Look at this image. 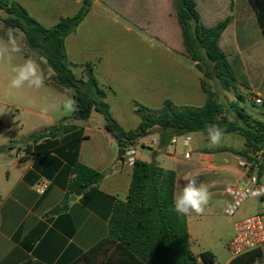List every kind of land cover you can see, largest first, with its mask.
I'll return each instance as SVG.
<instances>
[{
    "label": "trees",
    "instance_id": "16d2710c",
    "mask_svg": "<svg viewBox=\"0 0 264 264\" xmlns=\"http://www.w3.org/2000/svg\"><path fill=\"white\" fill-rule=\"evenodd\" d=\"M134 26L160 41L170 50L189 58L203 77L200 87L205 100L199 106H176L170 99L163 100L158 109L134 103L133 112L139 118L132 130H124L110 112L106 90L95 77L90 63L82 65L84 78H77L65 52V39L88 13L91 0H82L79 9L70 16L61 17L54 25L46 27L32 17L14 0H0V9L6 14L0 18L6 27L19 30L28 48L44 59L52 71L51 81L58 88L72 90L78 111L71 114L74 120H87L92 111L97 112L103 127L120 148L144 137L155 129L158 146L165 147L173 136L187 133H206V126L218 125L226 134L242 139V148L228 150L241 157L261 176L264 162V124L252 119L240 105L243 96L239 86L250 88L238 49L235 45L232 17L233 0H166L156 19H146L142 13L122 10V0H100ZM260 34L264 38V0H247ZM145 5L144 3H140ZM205 78H215L223 90L235 93V101L225 103L216 92L208 88ZM72 128L58 123L32 132L28 141L35 142L46 136H56ZM7 146H0V151ZM220 148L219 151H225ZM261 151L260 159L255 153ZM73 177L68 191L82 193L96 184L102 173L81 163L71 168ZM175 172L160 167L152 153L148 161L136 159L125 201L114 203L107 223V236L83 253L72 264L82 261L116 258L123 264H199L189 247L186 216L173 210ZM65 209V203L56 205L50 213ZM261 255V248L233 257L227 264H252ZM203 264H214L215 256L205 250L198 254ZM24 264H38L26 262Z\"/></svg>",
    "mask_w": 264,
    "mask_h": 264
},
{
    "label": "crops",
    "instance_id": "0c3cea01",
    "mask_svg": "<svg viewBox=\"0 0 264 264\" xmlns=\"http://www.w3.org/2000/svg\"><path fill=\"white\" fill-rule=\"evenodd\" d=\"M14 1L23 6L42 25H44L42 22L47 20H53L54 25L61 17L70 16L65 13L67 8L73 6L78 10L82 3V0ZM122 1L126 4L122 10L142 13L146 19L159 17V12L163 11L162 1L166 2V0ZM141 2L145 5H141ZM100 4L139 29L100 0H91L90 9L92 6ZM0 11L2 10L0 9ZM230 16L235 22L231 13ZM139 30L145 33L144 30ZM71 34H75V30ZM261 37L260 34V41H262ZM158 42L163 45L160 41ZM164 47L172 51L166 46ZM99 61L100 59L97 62L99 63ZM71 63L74 64L72 71L73 67L81 66V74L77 78H84L82 65L85 63H90L93 69L95 67L92 62ZM52 74L50 69L46 72L47 77ZM100 86L105 88L107 97V91L110 90L109 85L105 83ZM249 90L255 95L262 94L260 87L253 86L251 81ZM6 107L7 105L0 100V146H7L0 151V264H24L26 262L72 264L107 236V223L114 203L125 201L127 198L132 165H128L121 158L120 150L122 148L104 129L103 120L95 111H92L87 120L73 119L72 123L62 121L63 124L72 125L70 130L62 134L53 137L46 136L32 142L27 140V136L48 126L23 130L22 124L18 125L16 116L10 114ZM133 108L134 106L131 108L132 112ZM32 112L36 115H44L38 111ZM92 116L96 119L89 121ZM47 117L49 118V116ZM79 121H83V123H79ZM58 123L54 122L51 125ZM137 125L135 124V127ZM122 128L124 129L123 126ZM149 135L153 136L152 139H149V145H142L145 143L142 140ZM194 135L195 133H189V148L194 153V157L190 154L189 159H184L185 152H176V148L171 151L167 145L159 147L158 135L157 132H154L137 138L131 143L135 147V159L148 161L150 158H144L143 153L145 151L151 155L155 153V160L160 167L173 170L175 172L174 196L179 193V178L183 176V173L189 174L186 172L187 165L190 167L201 164L205 169H217L223 175H229L228 177L235 181L233 184L245 182L243 172L237 168L233 160L235 155L223 151H210L203 147L198 148L197 144L192 145ZM181 147L184 148L182 145ZM225 154H228L230 158ZM224 160H228L229 164H223ZM209 161L214 164L211 168L206 164ZM76 163H81L102 173V178L98 183L88 186L78 195L68 191V183L73 177L71 168ZM71 195L73 198L69 199ZM62 203H65L64 210L50 213L53 207ZM193 223L194 215L186 216L190 251L197 256V262L203 264L198 254L209 249L199 245L192 227ZM231 259L229 257L221 264H227ZM79 264H123V261L112 258L100 261H82ZM214 264L219 263L215 260Z\"/></svg>",
    "mask_w": 264,
    "mask_h": 264
},
{
    "label": "rangeland",
    "instance_id": "374dc122",
    "mask_svg": "<svg viewBox=\"0 0 264 264\" xmlns=\"http://www.w3.org/2000/svg\"><path fill=\"white\" fill-rule=\"evenodd\" d=\"M76 11L77 8L70 6L65 13L72 15ZM230 13L235 20L233 22L235 45L249 84L251 81L252 85L260 87L262 92L256 95L261 99V103L257 104L253 100L255 94L239 86L237 92L244 98L240 105L252 119L264 124V40L261 37L262 41H260L259 28L247 0H233V8L228 14ZM5 16L6 14L0 11V18ZM42 23L50 27L54 21L47 20ZM9 30L14 31L23 49L21 53L15 54L12 62L23 63L27 58L35 60L45 78V83L39 89L25 86L17 90L15 95L9 96L7 88L12 73L6 62H0V100L7 105V111L16 116L18 125L22 124L23 130L38 126L49 127L54 122H74L70 118L71 114L59 109L50 108L47 113L43 112L45 107L62 102L65 97H71L72 90L56 87L51 81V76H46L49 69L45 61L34 50L28 48L23 34L0 22V38L6 40ZM65 51L71 62L95 64L94 71L99 84L107 83L110 88L107 91L106 102L113 116L124 129H134L135 124L139 123V118L131 110L134 103L150 109H158L165 99L172 100L176 106H199L204 103L205 95L200 87V79L203 76L196 71L190 59L169 51L158 41L101 4L92 6L84 20L76 27L75 34L66 37ZM98 59H100L99 63ZM73 72L79 77L81 66L73 67ZM205 81L208 88L217 93L219 100L225 103L235 101V93L231 90H223L215 78H205ZM57 89L64 93H60ZM32 111L44 115H36ZM95 119L96 117L92 116L89 121ZM154 132L155 129H152L149 134ZM152 137L149 135L143 139L145 143L142 145H149V139ZM195 144L198 148L203 147L215 152L220 148H226L227 150L223 152L229 154L232 153L228 150H239L243 145L239 136L226 134L220 146L210 147L207 134L200 132L192 137V145ZM175 150L188 152L194 157L190 148L181 147L180 140ZM150 156L151 154L146 151L143 153L144 158L149 159ZM186 172L196 177L199 182L214 183L211 189L212 200L203 214H193L192 227L199 245L209 249L214 254L215 260L221 264L230 257L227 245L234 233L233 222L239 218L261 213L264 210V199L248 197L239 205L233 217L228 216L224 212L228 202L224 191L235 181H232L229 175H223L217 169H205L201 164L190 167L187 165ZM184 176L185 173L179 178L178 191L186 183L183 180ZM259 178L261 183H264V162ZM252 264H264V247L261 248L260 257Z\"/></svg>",
    "mask_w": 264,
    "mask_h": 264
},
{
    "label": "clouds",
    "instance_id": "9594fccd",
    "mask_svg": "<svg viewBox=\"0 0 264 264\" xmlns=\"http://www.w3.org/2000/svg\"><path fill=\"white\" fill-rule=\"evenodd\" d=\"M21 42L18 41L13 30L7 33V39L0 38V62H6L12 73L8 83L7 94L9 96L15 95L17 90L28 86L30 88L39 89L44 86V77L39 70L38 63L27 58L23 63H13L15 54L22 52ZM51 109H59L66 114H73L77 112V102L72 97H65L62 102L50 105L43 109L47 113ZM207 139L210 147H218L221 145L224 137V131L216 124L206 126ZM186 181L185 185L180 189L179 193L174 196L173 210L182 216H189L191 214H203L207 206L212 200V188L214 183L199 182L198 179L191 174L183 177ZM250 195L253 197L264 196V186H260L251 191Z\"/></svg>",
    "mask_w": 264,
    "mask_h": 264
},
{
    "label": "built area",
    "instance_id": "2783aa9c",
    "mask_svg": "<svg viewBox=\"0 0 264 264\" xmlns=\"http://www.w3.org/2000/svg\"><path fill=\"white\" fill-rule=\"evenodd\" d=\"M254 102L259 104L261 99L258 96H254ZM184 148H189L190 146V136L189 133L180 136H173L167 147L174 151L177 143L179 142ZM135 147L132 144H127L122 148L121 158L128 164L133 165L135 159ZM261 151L255 153V158L260 159ZM184 159L190 158V153L185 152L183 155ZM233 160L237 168H239L244 175L245 182L240 184H232L225 188V194L228 198L227 205L224 209L226 215L233 217L239 205L248 197H253L250 195L251 191L257 187L264 186L263 183L259 181L257 176V170L252 167L248 162L239 156H234ZM224 164H229L228 160H224ZM208 167H213L212 162L206 163ZM260 198L264 199V196ZM234 233L227 245L230 257L239 256L245 252L263 248L264 247V210L261 213L254 215H249L243 218L236 219L233 222Z\"/></svg>",
    "mask_w": 264,
    "mask_h": 264
},
{
    "label": "water",
    "instance_id": "95a60500",
    "mask_svg": "<svg viewBox=\"0 0 264 264\" xmlns=\"http://www.w3.org/2000/svg\"><path fill=\"white\" fill-rule=\"evenodd\" d=\"M122 152V150H120V153ZM73 198V196L71 195V196H69V199H72Z\"/></svg>",
    "mask_w": 264,
    "mask_h": 264
}]
</instances>
